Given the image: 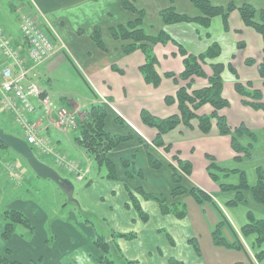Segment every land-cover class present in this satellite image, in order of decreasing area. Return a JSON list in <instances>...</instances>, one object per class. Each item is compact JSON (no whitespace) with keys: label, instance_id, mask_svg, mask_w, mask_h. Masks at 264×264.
<instances>
[{"label":"crops","instance_id":"obj_1","mask_svg":"<svg viewBox=\"0 0 264 264\" xmlns=\"http://www.w3.org/2000/svg\"><path fill=\"white\" fill-rule=\"evenodd\" d=\"M25 1V3H21L17 7L23 6L27 11L38 14L41 20L51 27L58 39V49L56 53L44 64L34 69L35 75L32 76L33 79L38 81L42 89L53 95L56 106L71 108L72 111L83 110L90 104L102 100L108 105L107 128L112 133L125 134L129 131H133L136 134L133 141L121 145L117 150L110 153V156L115 161L119 162L122 156H129L137 152L136 164L144 171L143 178L127 179L123 175L124 169L119 166L120 164L118 165L119 179L118 181H111L117 183V185H113L115 188H113L112 194L117 198V195L121 193V191L122 193L124 191L126 197L122 204L120 201H114V204H111V213L115 214H111L115 218L114 223L118 221L116 219L118 215L117 211L126 209L125 203L128 201V194L125 183L132 189L143 188L150 193L163 194L173 201L174 199L171 197L173 178L172 171L168 165V161L172 160V156H166L160 149L154 148L153 141L157 136V130L142 122L141 111L146 109L158 117H167L179 112L177 103L170 105L165 102L166 95L176 94L179 84L175 82L173 78L164 76L165 72L180 74L184 70V57L179 53L178 46L173 42H168L166 44L158 43L155 45V52L158 57L157 69L158 72L163 75L160 86L156 87L145 81L140 70L141 66L145 63V55L142 50L137 49L132 53L126 54L123 51L125 41L114 39L110 33L112 27L120 23H126L136 16L133 12L122 7L121 0ZM209 1L223 6H227L229 3L228 0ZM244 2L254 5L258 11L264 9V0H237L238 5ZM170 5L171 0H136V7L145 11L143 28L151 35H156L164 29L167 30L175 40L188 50L189 54L199 55L206 51L211 44L218 42L221 47V55L215 60L203 63V68L207 76H195L192 89H201L209 85L208 78L213 74L212 62L224 63L227 67L224 71L223 96L230 101V105L221 109L219 113L227 117L233 129L244 124L250 130L254 131L257 136L252 158L235 161L234 158H236L238 154L232 147V136L221 135L218 131L215 119L213 120L212 131L207 135L199 130L197 119L193 120L192 128L180 125L175 130L164 135L165 142L172 143L173 145L171 154H173L174 151H179L182 159L192 162V174L185 178V184L190 187L194 185L198 186L214 198L217 205L209 202L210 205L212 204V210L210 213L208 211L205 212L208 214L209 218L219 224L223 220L222 214L219 211L223 209L222 199L228 201L231 192H223L219 184L210 177L207 169L209 160L206 155H213L218 165L223 168H238L244 170L251 185H255L257 182V168L264 165V112L243 102L244 97L240 95L235 88V75L230 70V67H228V65L231 64L237 70L245 85L248 82H252L255 89L262 91L264 99V80L259 71V64L262 63L264 59V39L262 34L255 28L246 25L238 9H234L230 13L228 18V29L225 28L223 19L220 16L214 17L208 28H204L197 22L165 25L160 13L164 8ZM173 5L180 13H185L193 17L201 15V12L195 7L192 0H173ZM3 26L7 28L5 25ZM97 28L101 30L103 40L106 44V50H102L93 39V35ZM11 33H13V31ZM13 34L16 42L21 44L22 38L19 30ZM65 53H67V56ZM68 56L69 58H67ZM248 59H253L255 62L248 64ZM68 61L74 65L77 72L79 71L78 73L90 87L92 95L87 96L67 90H60L53 93L54 91L51 90L53 76L55 72ZM114 66L121 71L114 69ZM179 83L185 84L186 82L180 81ZM94 93L98 95L99 99L94 96ZM33 102L36 105V111L31 114V119L38 125L40 134L49 136L57 147L62 149L61 146H66L67 140L57 133L53 135L49 127H46L45 112L41 104H39L36 99H33ZM213 111L214 108L211 104H204L198 109L197 113L203 115L211 114ZM3 114L6 116V120L11 119L13 123L11 114L4 112ZM118 116L122 117L126 125H120L116 122ZM12 126L15 127V129L17 128L15 125ZM17 129L20 133L19 128ZM74 134L76 137L78 132L74 130ZM139 137L151 145L149 150L153 152L159 151L164 157V163L161 168L154 169L150 167L147 157L148 150L138 142ZM240 140L244 145L251 141L247 136H242ZM68 145L76 154L71 156L80 159L83 163L87 162L88 155L77 144ZM50 158L54 161L52 157ZM90 177H92L91 173L89 178ZM98 179L101 178H95L93 182L87 186L90 187ZM227 180H229L230 183L236 184L240 180V175L235 173ZM82 191L84 192L86 190L84 189ZM82 191H80V194L83 196L84 193ZM103 196L108 199L106 195ZM185 197L186 196L181 199L184 200ZM141 204L143 209L149 214V221L143 222L133 208L126 209L130 210L132 215L129 214V216H126L127 220L123 222V224L125 225L130 222V220H133L136 229L130 227L124 232L135 231L138 233L139 237L143 232L147 233V230L148 232L151 231L154 227L145 230L144 226L146 227L149 225L155 216L161 220L167 219L171 224V228L175 230L179 228L181 237L183 238L184 236L183 240L188 244H190L192 238H196L198 244H200V239L198 235H196V229L189 214V208L188 215L179 219L174 215H164L160 210L159 204L153 200L141 199ZM243 205H250L256 210V213H258L259 210L264 214V206L256 203L248 192ZM71 214L72 213H69V221L57 220L62 223L64 227L69 229L68 236H70L71 241L74 240V238H72V236H74L78 245L81 234L70 223L71 220H76L75 213H73V217L70 216ZM216 214H218L221 219H219V216ZM172 216L173 218H171ZM211 219L203 215L201 218L204 226L207 225L206 223L208 221L210 226L209 230L212 228ZM79 224L83 228L84 223L79 222ZM136 226L141 229H137ZM159 227L160 228L157 229L155 227V231L159 230V232H163L165 227H162V225H159ZM53 230L55 234L54 227ZM224 234L230 242L228 233L225 231ZM18 235L14 234L13 237L7 241L9 246L2 248L8 249L13 243L16 245L18 244L19 247L21 245L22 248H24V255L20 250H17L14 245H12V250L14 253L18 254L15 256V259L19 257L23 260V263L25 262L22 257L28 255L31 251L30 249L34 246H37L36 249H38L41 248L42 245L44 247L47 245L46 240L48 235L46 233L40 238V241H37L34 235L30 241H25V239ZM171 236L173 238L172 234ZM176 242L174 241L173 246H176ZM26 248L29 249V251H25ZM217 249L219 252L222 251L219 247ZM225 249V253H232V251H234L229 248ZM124 252H126V250H124ZM30 253L31 254L28 256H35L33 255L34 252ZM62 254H64V252L61 253V250L56 251L54 253L56 260H58ZM91 254L94 253H90V255ZM201 255L202 253H198V257ZM11 258L14 257L12 256ZM246 260L247 258L243 260V262H246ZM216 261L226 264L224 256L220 253L216 255ZM55 264L57 263L55 262ZM58 264H60V261Z\"/></svg>","mask_w":264,"mask_h":264},{"label":"trees","instance_id":"obj_2","mask_svg":"<svg viewBox=\"0 0 264 264\" xmlns=\"http://www.w3.org/2000/svg\"><path fill=\"white\" fill-rule=\"evenodd\" d=\"M227 6L217 5L209 0H192L195 7L201 12L199 16H190L185 13H180L176 10L171 0V5L164 8L160 15L165 25H171L175 23L183 22H197L204 28L210 27L212 19L220 16L223 19L225 28L228 29V18L230 13L234 9H238L246 25L255 28L259 33L262 34L264 39V9L257 10V8L244 2L238 5L237 0H228ZM121 5L124 9L133 12L136 16L126 23H120L110 29L112 37L116 40L125 41L123 51L126 54L132 53L133 51L140 49L145 55V63L141 66L140 70L143 74L145 81L153 86H160L163 76L157 70L158 58L155 54L154 47L158 43L166 44L168 42L175 43L179 48V53L184 57V70L180 74L174 72H165V77L173 78L175 82L179 84V87L175 95H166L165 102L167 104L177 103L179 112L172 114L167 117H158L152 114L150 111L143 109L141 111L142 122L157 130V136L153 141L154 148L163 149L165 153H171L173 149L172 143H166L164 135L175 130L180 125H184L188 128L193 127V120H198V128L203 134H209L213 128V120H216L218 131L221 135L232 136V147L238 154L235 161H241L242 159H251L253 155L254 144L257 141V136L254 131L250 130L244 124H241L237 128H232L228 122L226 116L219 113V111L230 105V101L223 96L224 88V71L226 65L221 62H212L213 74L209 76V85L201 89H192L193 79L195 76L205 77L206 72L203 68V63H207L210 60H215L221 55V47L218 42L211 44L206 51L199 55L189 54L187 49L175 40L167 30H162L156 35L148 34L143 28V20L145 17V11L136 7V0H121ZM12 10L17 11V6L11 4ZM43 22V21H42ZM45 29L49 32L50 37L55 42H58L57 36L51 29V27L43 22ZM93 39L96 44L102 49L106 50V44L103 40L101 30L96 29ZM67 56V53H65ZM69 58V56L67 57ZM255 61L248 59L247 63L252 64ZM230 70L235 75V88L236 91L244 97L243 102L247 105L252 106L255 109H260L264 112V99L263 93L253 87L252 82H248L246 85L242 82L237 70L229 64ZM114 69L119 70L116 66ZM260 75L264 80V59L259 64ZM180 81L186 82L180 84ZM94 96L99 99L98 95L94 93ZM204 104H211L214 111L211 114L199 115L198 109ZM72 110L71 108H68ZM77 128L74 129L78 132L76 135V144L88 155L86 163L82 164L88 166L90 158L92 157L95 164L97 165V173L94 177H90L92 170L91 165L89 166V173L86 178V185H90L95 178H101L107 181H118L119 172L118 165L124 169L123 175L127 179L143 178L144 171L136 164L137 152L132 153L129 156H122L119 162L115 161L110 153L117 150L121 145L133 141L136 134L133 131H129L125 134L112 133L107 128L108 118V105L102 100H98L83 110L76 111ZM116 122L120 125H126L122 117L118 116ZM2 126V125H1ZM3 127V126H2ZM4 128V127H3ZM5 129V128H4ZM6 130V129H5ZM7 131V130H6ZM9 132V131H8ZM247 136L250 138V142L244 145L240 138ZM138 142L147 148V157L150 167L159 169L164 163V157L159 151H151L149 148L151 145L141 137L138 138ZM0 147H5L0 142ZM59 149V148H58ZM61 152H66L62 151ZM36 155L41 159L40 156H46L35 152ZM71 156V155H69ZM209 160L208 172L210 177L219 184L223 192H235V198L228 199L227 204L238 205L243 204L246 196L242 193H250L254 201L264 206V165L259 166L257 172V182L255 185H251L247 179L244 170L238 168H223L218 165L216 158L207 154ZM48 157V156H47ZM74 157V156H71ZM76 158V157H75ZM171 161H168L169 168L172 171L173 187L171 189V197L174 199L172 202L169 201L168 197L163 194L150 193L143 188L132 189L127 183L125 188L128 194V201L125 206L127 209L133 208L139 218L143 222L149 221V214L143 209L141 199L153 200L160 206V210L164 215H174L175 217L182 219L188 215V205L185 200L181 199L185 195H192L196 201L200 204L213 203L217 205L214 198L205 190L198 186H186V177L192 174L193 164L189 160H184L180 157V152L177 151L172 155ZM174 161L177 163L174 164ZM103 171V172H102ZM229 172L230 177L238 173L240 180L238 183H230L227 178H224L225 174ZM223 173V174H222ZM83 180V181H84ZM226 182H225V181ZM69 201V200H68ZM76 205L79 204L78 200H74ZM246 203V202H245ZM66 205L68 204L65 203ZM220 209V208H219ZM224 218L225 214L222 210H219ZM80 214L81 212L78 211ZM70 213H73L70 211ZM249 223L242 227L241 233L245 235L254 236L253 240V251L249 252L245 242L241 238V235L231 225L230 220L229 226L234 231L236 236L233 243H230L228 239L222 235V226L217 224L214 229V242L217 247L225 246L229 249H244L246 251V257L249 264H260L264 259V216L259 217L255 211L249 210ZM5 225L2 232L4 240L9 241L14 234L17 233L18 229L22 227L25 230H21L20 234L26 237V240L30 241L35 233V225L30 217L19 209H7L4 212ZM90 221V219H86ZM223 222V220H222ZM221 222V223H222ZM228 224V223H227ZM167 236L174 244V240L171 234L164 228ZM225 233V231H224ZM95 238L92 241L93 247L96 248L99 253L92 264H139L137 259L128 257L122 246L120 240L132 241L138 238V233L135 231H116L115 229L110 230L108 233L100 234L95 232ZM47 244L52 245V239L54 235L48 236ZM190 242H193L196 250H199V244L196 238H192ZM97 251V252H98ZM11 250L8 249L6 252H0V264H23L20 259L11 258ZM174 258L170 259L172 262ZM32 264H44L43 255H39L37 259L32 260ZM174 264H178V260H175ZM235 264H246L243 261L236 262Z\"/></svg>","mask_w":264,"mask_h":264},{"label":"rangeland","instance_id":"obj_3","mask_svg":"<svg viewBox=\"0 0 264 264\" xmlns=\"http://www.w3.org/2000/svg\"><path fill=\"white\" fill-rule=\"evenodd\" d=\"M25 2V0H0V25H5L11 32L13 31V33H16L20 28V20L18 19L17 13L12 10L11 4L13 3L18 6ZM78 72L70 61L64 64L57 72H55V75L53 76V85L51 87V90L54 91L53 93L60 90H67L87 96L92 95L90 87L86 84ZM3 112L6 113L0 106V124L7 131L18 135V129H15V127L12 126L14 124L11 122V119L6 120V116ZM46 124L49 125V129L52 131L53 135L57 133L60 136L62 135L67 140L66 146H61L62 151H66L65 153L68 155H76L68 145L76 144L74 130L68 129V131L65 132L63 130H59L52 123H48V121H46ZM160 151L166 154V156H172L177 152L174 151L173 154H171L172 152L165 153L163 149H160ZM40 157L44 163L56 169L63 177L69 178L73 181L75 185L74 197L79 201V204L76 205L75 201H68L67 195L54 181L48 178L39 177L30 167L26 159L16 151L11 148L0 147V252H6L10 249L12 251L11 257L13 256V259H15V256L18 254L14 253L12 250V245H14L17 250H20L22 254L24 253V248H22L21 245L19 247L18 244L16 245L14 243L8 249H3L9 246L8 242L2 237L5 225L4 212L5 210L12 208L22 210L30 217L36 227L34 238L37 241H40V238L44 236V233L48 236L54 235L51 247L47 244L45 247L42 245L41 248L36 249L37 246H34L30 249V252H34L33 255L35 256H28L31 254L30 252L28 255H25L26 257L23 256V254V257L21 256L25 262L23 264H32L31 261L33 259H37L39 255H43L44 264H55V262L58 264L59 261L60 264H92L94 258H96L99 253V251L94 248L92 244L93 239L96 237L95 232L104 234L113 229L116 231H126L130 227L136 229L133 220H130V222L125 225L123 224V222L127 220L126 216H129V214L132 215L130 210H126L127 208L117 211L118 215L116 219L118 221L114 223L115 218L112 216L114 213H111V204H114V201H120L122 204L124 203V198L126 197V193H124V191L123 193L121 191V193L117 195V198L113 196L112 190L115 188L113 185H117V183L98 179L94 182V184L88 187L86 185V180L88 178L79 182L75 177L68 175L61 167L52 161L50 157ZM89 163L88 167L90 165L92 167L91 176L94 177L98 171L97 165L92 157L90 158ZM175 163L177 162L174 161V164ZM13 170L15 172H13ZM225 174H229V172H225ZM230 175L231 174L225 175L224 178L228 179L230 178ZM84 189L86 191L83 192L82 190ZM80 191L84 193L83 196L80 194ZM245 192L242 194L246 196L247 193ZM235 194V192H231L229 195L230 199H234ZM103 195H106L108 199H106ZM185 196L184 200L188 204L189 214L192 222L194 223L196 235H198L200 239L198 251L194 247L193 242L188 244L183 240L184 236L183 238L181 237L179 228L175 230L171 228V224L167 219L161 220L154 216L150 224L146 227L144 226L145 230L154 227L151 231H149L150 233L148 230L147 233L143 232L135 241L120 240L122 249L126 250L125 254L130 258L137 259L139 264H174L175 260H178V264H223L216 261V255L218 253L224 256L226 264H235L236 262L245 260L247 258V253L244 249H241V251L240 249H233L234 251H232V253H225L226 247L222 245L219 247L222 251H218V245L214 242L213 234L214 229L217 227V222L209 218L208 214L205 212H211L212 204H200L192 195ZM168 199L172 202L171 198ZM67 202L68 204L66 205L65 203ZM222 205V211L226 216V218H224L222 215L223 222L220 223L223 227L221 232L222 235L225 236L224 231H226L228 233L230 243L234 242L236 236L227 221L230 219L231 225L236 232L241 235V238L245 242L249 252H252L254 247V236L245 235L244 233H241V230L244 225L249 223V210H256H254V208L250 205L227 204V201L224 199H222ZM70 211L75 213L76 216V220H71L70 223L81 234L78 245L74 236H72V238H74L73 241H71L70 236H68L69 229L64 227V225L58 221H69ZM78 211H80L81 214ZM73 213L70 215L71 217H73ZM256 214L259 217L264 216V214L259 210ZM202 215L211 219L212 228L210 230L208 221L206 226H204L201 221ZM216 215L219 216L218 214ZM171 218H173V216ZM86 219H90V221H87ZM219 219H221L220 216ZM79 222L84 223L83 228ZM159 225L165 227V229L173 235V240L175 242L177 240L176 246H173L166 231H155V227L156 229L160 228ZM53 227L55 229V234ZM139 228L140 227H137V229ZM21 230H25V228L23 229L20 227L16 234L18 235L19 233L18 236L22 237L26 241V237L20 234ZM48 238L49 237H47V240ZM47 240L46 243L48 242ZM58 250H61V253L64 252V254L56 260L54 253ZM25 251H29V249L26 248ZM90 253H94L93 255L95 257L91 256ZM198 253H202V255L198 257ZM18 258L16 257V259ZM172 258H174V260L170 262V259ZM19 259L23 262L21 258ZM245 263L249 264V261L246 260ZM260 264H264V259L260 262Z\"/></svg>","mask_w":264,"mask_h":264},{"label":"built area","instance_id":"obj_4","mask_svg":"<svg viewBox=\"0 0 264 264\" xmlns=\"http://www.w3.org/2000/svg\"><path fill=\"white\" fill-rule=\"evenodd\" d=\"M17 11L21 44L0 25V106L12 115L14 125L38 153L52 156L67 174L82 182L89 173V167L84 166L80 159L61 152L49 136L40 134L38 125L31 119V114L36 111L33 102L36 99L44 109L48 123L66 132L77 128V112L56 106L53 95L42 89L32 77L34 69L56 53L57 42L50 37L38 14L27 11L23 6Z\"/></svg>","mask_w":264,"mask_h":264},{"label":"water","instance_id":"obj_5","mask_svg":"<svg viewBox=\"0 0 264 264\" xmlns=\"http://www.w3.org/2000/svg\"><path fill=\"white\" fill-rule=\"evenodd\" d=\"M0 142L8 148L13 149L26 159L30 167L41 178H48L54 181L67 195L70 201L74 197L75 185L69 178L63 177L56 169L44 163L34 152L30 144L21 136L6 131L0 124Z\"/></svg>","mask_w":264,"mask_h":264}]
</instances>
